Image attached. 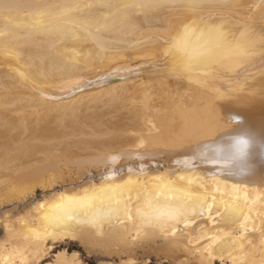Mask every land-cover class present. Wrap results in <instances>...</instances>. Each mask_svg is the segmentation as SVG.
Returning <instances> with one entry per match:
<instances>
[{"label":"snow or ice","instance_id":"snow-or-ice-1","mask_svg":"<svg viewBox=\"0 0 264 264\" xmlns=\"http://www.w3.org/2000/svg\"><path fill=\"white\" fill-rule=\"evenodd\" d=\"M160 6L151 0H128L119 5L110 0H89L83 4L37 6L31 22L16 23L12 13L19 5L0 0V16L5 20L0 37L11 35L30 42L34 35H44L53 48L64 47L72 62L78 63L74 45L91 40L103 49V34L111 32L117 20L122 34L126 29L129 33L139 31L130 18ZM181 6L188 15L148 37L155 44L153 58L148 60L153 75L179 81L197 71L211 80L225 77L227 86L213 89L204 114L198 119L185 118L179 131L153 138L151 130L156 125L148 121L147 135L128 133L135 137L129 146L113 141L106 149H95L94 157L69 164L85 171L82 180L86 187L60 193L27 211L21 209L23 214L14 208L0 212V229L5 232L0 242V264H78L75 258L69 261L64 253L54 251L58 241L103 236L114 229H120L131 242L164 237L174 248L183 245L187 254L198 256L199 264H264V218L257 244L255 221L230 195L244 191L247 200L249 186L256 183L253 169L258 154L261 178L259 188L253 190L260 193L258 199H264V125L257 133L243 114H233V93L237 89L232 85L235 81L241 87V77L245 81L251 78L257 59L264 72V0L248 4L247 11H242L243 4L205 5L201 0H185ZM205 7L210 10L201 13ZM85 10L89 19L75 15ZM256 16L260 21L258 34L250 23ZM21 28L26 34L18 37L14 30ZM173 31L180 34V40L168 38ZM194 35L195 46L188 39ZM70 43L73 47L69 50ZM120 51L116 50L117 58L108 71L127 82L135 70L124 62L131 61V54L120 58ZM2 52L17 60L22 56L18 47L7 44ZM18 75L22 81L29 80L23 71ZM91 83L81 77L66 80L58 87L75 95L72 89L84 92ZM201 83L207 84V79ZM31 87L38 91L35 81ZM174 102L182 104L179 93ZM157 155L166 156L170 163H147ZM88 170L97 172L99 181L89 178ZM31 190L32 186L26 189L29 193ZM181 264L197 262L185 259Z\"/></svg>","mask_w":264,"mask_h":264},{"label":"bare ground","instance_id":"bare-ground-1","mask_svg":"<svg viewBox=\"0 0 264 264\" xmlns=\"http://www.w3.org/2000/svg\"><path fill=\"white\" fill-rule=\"evenodd\" d=\"M10 2L19 5V7L12 13L14 21L16 23H28L32 20V13L37 11V6L43 7L47 5H64L74 3L83 4L89 2V0H10ZM110 2L119 5L128 2V0H110ZM151 2L159 3L161 6L144 10V12L137 13L135 16L130 18L129 22L137 24L140 28L139 31H133L129 33L126 29L125 33L122 34L120 31L122 25L120 24V21L117 20L116 27L111 32L103 34V49L97 47V45L91 40L82 41L74 45L77 53V55H75V60L78 61V63L72 62L64 47L53 48L50 39L47 36L34 35L30 42H26L24 39H14L11 35L7 37H0V127L4 128V131L0 132V183L4 178H7L6 180L8 182L4 183L3 181L2 185L6 184L7 186L8 184L11 186L12 191L19 193L22 190L25 191V189L29 186L44 182L43 180H45V176L50 173L60 174L58 170V162H65V164H68L73 158L78 156H82L85 159V155L96 153L95 149H106L113 143V141H122L123 146H129L135 142V137L128 135V133H138L137 130L143 128L141 115H143L144 112L142 109L145 111L147 108L145 105H143L145 102H142V107L139 106V103V105H135L136 108L138 106L139 109L142 108L141 110L135 108L134 104L138 102L139 99H142L138 98L139 96L136 97L137 101L135 103V100L133 101L134 104L132 103V100L135 96H137V94H140V91L145 90V86L149 84H145L148 82V80L142 76L141 70L136 68L137 66L133 67V65H129L135 71L131 75V79H129L127 82H122L118 75L108 71L109 66L113 60L117 58V49L121 50L120 58H125L131 54V60L137 61V63H140L143 66H145V64L148 65V60L153 58V53L155 51V44L154 42L149 41L148 37L156 34L157 32H163L176 18L189 14L187 9L181 6L185 0H151ZM201 2L205 5L209 3H238L245 5L242 11H247L248 4L259 3V0H201ZM209 10L210 9L205 7L200 11L201 13H206ZM53 11H56V9H53ZM113 11H115V9ZM75 15L81 20L89 19L87 10H85L84 13H76ZM250 23L254 24L255 31L258 34L260 31L259 16L254 17ZM4 25L5 20L2 16H0V29H3ZM14 31L18 37H23L26 34V30L23 28L15 29ZM167 35L170 40L181 39L180 34L176 31L170 32ZM188 39L191 45L195 46L197 44V37L195 35ZM137 41H144V43L137 44ZM5 44L10 47H18V50L22 52V56L19 60L3 55L2 49L4 48ZM72 47L73 45L70 43L68 45V49L70 50ZM138 61L143 62L141 63ZM124 62L126 64L130 63L126 59ZM140 64L136 65L140 67ZM19 71L25 72V74L29 77V80L22 81L18 75ZM123 74L124 73H122V75ZM81 77H83L85 80H91L92 82L84 92H79L76 89H72V92L76 93L75 95H72L71 92L61 91L58 87L66 80H72ZM156 79L157 80L155 81H153V79L150 80L149 85L154 86L153 90L156 97L159 99L162 98L164 100L160 105H165V107L167 106V108H169L166 113L164 112L167 110V108H164V112L162 110L165 115H161V112L160 116H158V125L156 126L160 127L161 131H159V133H161L158 135L157 133L156 135H152L153 138L157 139L166 136L171 131H179L180 125L185 118H200L204 114V105H206L209 102L210 97L214 95L213 89H222L223 87L227 86L225 77L211 80L209 78L203 77L197 71L191 73L190 78L186 75L182 80L179 81L174 78ZM205 79H207V84L201 83V81H204ZM32 81H35L37 84L38 91L33 90L31 87ZM232 85L233 88L237 89L233 93V107L236 110V112L233 114H243L244 118L249 122V124L255 128L257 133H259L261 126L264 125V99H262V94H264V72H262L259 67L258 59L257 67L251 69V78L245 81L244 77H241V87H238L235 81L232 82ZM177 93H179L182 100V104L180 106L174 102V97ZM158 98H154L155 102L161 101H159ZM148 103L145 104L147 105ZM109 106L111 108L113 106L112 109L108 108L110 111H115L117 108L123 107V109H125L124 111H126L129 115L128 117L131 121V125H129L130 123L128 125H122L124 121L122 124L119 122L111 124L108 121L110 127H113V129H101L100 132L93 131L92 135H95L94 137L92 136L89 141L85 138L87 140L85 141L89 143V145L85 144L86 147L81 149L78 147L77 149L73 148L70 150L69 143L65 142L67 145H69V149H66L68 147H63L64 149L61 148L62 152H55L57 150H53V147L55 148L56 144L54 141L51 142V138L57 137L59 132L55 130L58 126L55 129L51 127L55 125L56 121H58L57 123L59 126L61 125L62 130L64 126H69L73 131L72 134L75 131V133H80L79 135L81 137V133H84V128H87L88 126L87 124H89L91 127V125L95 122L92 118L94 116H90H106L110 114L112 111H105L103 109ZM123 109L121 110V113ZM159 109L161 110L162 108ZM119 112L120 110H116L113 113H118L120 115L121 113ZM147 112L144 113V115H147ZM7 115H17V117L10 118V116H8L10 118L9 119L7 118ZM85 115H90L89 117L92 118V120L90 118L89 119L92 121V124H90L91 122L89 123V119L85 120ZM49 117L56 118L54 119L56 121L53 125H51V127L48 125V123H50L52 120H50ZM83 117L84 119L82 120ZM103 117L101 119H103ZM108 117L109 120H111L110 116ZM111 117L113 118V116ZM119 117H121V115ZM30 118L34 119V124H29ZM48 118L49 120L46 121ZM94 119L97 118L95 117ZM104 119L108 120L107 118ZM39 120H41L40 123H38ZM99 121L101 122V120ZM126 121L127 120H125V122ZM94 125L95 124L92 126ZM107 127L108 126L106 125L105 128ZM68 129L67 131H69ZM95 129L93 128L92 130ZM8 130H10L9 134H7ZM26 130L30 134L26 137L30 140L21 139V133L23 131L26 132ZM88 130L87 132L90 131ZM96 133L107 136L101 137L98 136V134L96 135ZM71 136L69 137L71 138ZM61 138L64 139L63 137ZM70 138L68 141H70ZM47 139H51V141L47 142ZM82 140L81 142L84 141ZM81 142H79V144L82 146L84 142ZM62 145H64V143H62L61 146ZM87 146H89L88 149ZM26 148L31 150V152L29 150L26 151L27 153L30 152V154L32 153L35 155V153L37 154L38 152H41L42 154L40 153V156L35 157L36 159L33 156V161L30 160L32 158H27L24 156L23 159L26 158L25 160L27 161L24 163V165H20L19 162L22 159L19 157V153L21 154V152H23V155H25ZM13 149L16 151L11 153ZM55 149H57V147ZM8 161L12 162L11 164L18 161L17 164L19 165L14 167H12V165L8 167V165H10ZM258 161L259 155L257 154L254 160L253 169V178L256 183L249 186L247 200H245L244 191L230 192L232 200L238 203L240 210L245 215L250 216L251 220L255 221V226L257 229L255 234V242L257 244L260 242L259 229L261 227V219L264 218V199H258L257 197L260 195V193L253 190L259 188V181L261 178V169ZM169 163L170 161H167V165ZM79 189L80 188L73 191H78ZM65 192L71 193L70 191ZM54 197L50 201H52ZM249 226L251 227V222ZM4 237L5 232L0 242L3 241ZM63 241L78 242L88 250L94 246H100L101 248L104 247L105 249H108L107 247H115L120 251L132 252L137 248L150 246L152 248L154 247L159 252L174 251L180 253V255L188 259H195L197 262L199 261L198 256L187 254L183 245L174 248V246L170 245L167 239L164 237H148L137 242H131L121 233L120 229H114L111 232H107L103 236L86 235L82 239H64L59 242L62 243ZM113 248L110 250H113ZM114 250L116 251V249ZM56 253H64L69 261L75 258L78 261V264L82 263L81 259L79 258L78 251H66L65 249H62ZM256 259H259L258 253L256 254ZM128 260L133 261L132 258H129ZM148 261V258H146V262ZM229 264H231V261H229Z\"/></svg>","mask_w":264,"mask_h":264},{"label":"rangeland","instance_id":"rangeland-1","mask_svg":"<svg viewBox=\"0 0 264 264\" xmlns=\"http://www.w3.org/2000/svg\"><path fill=\"white\" fill-rule=\"evenodd\" d=\"M138 62H141V61H138ZM143 62V61H142ZM141 62V63H142ZM129 65H133V67H136V68H139L140 70H141V73H142V76L143 77H145V79L146 80H148V82H146L145 84H147V83H149L150 84V80H152L153 79V81H155V80H157L156 78H158V79H163V78H161V76H159V75H155V77H154V75H153V69L152 68H150L149 67V65H146L145 64V66H143V65H141L140 63H137V61H134V60H131L130 61V63H128ZM136 64H140L141 66L139 67L138 65H136ZM144 74H146V75H144ZM152 74V75H151ZM157 76V77H156ZM149 84H147L145 87V90H146V92H145V90H143V91H140L139 93L140 94H137V96H135L134 98H133V100H132V103H133V101H134V103L137 101V99H136V97H138V98H142V99H139L138 100V102H136L135 104H134V106L136 105H139V106H141V104H143L142 102H145V103H148L149 101L151 102V104H150V102L146 105L145 103L143 104V105H145L146 106V108L147 109H145V111L147 112V111H149V112H152V113H149V112H147L148 114L147 115H144V113H146L145 111H144V109H142L141 107V109L143 110V115H141V120H142V124H143V128L142 129H140V130H137L138 131V133H142V134H144V135H147L149 132V127L147 126V122L148 121H151L152 123H154L155 125H158L157 124V119L159 118L158 116H160V114H161V112H162V110H163V112H164V108L166 109L167 108V106L165 107V105H160L161 104V102L162 101H164L162 98H158V97H156V95H155V93H154V86H151V85H149ZM150 87H152V88H150ZM152 91V92H150V91ZM149 91V92H148ZM146 93V94H145ZM153 94V95H152ZM141 95H142V97H141ZM145 96V97H144ZM152 97V98H149L148 100H147V102H146V97ZM154 96V97H153ZM154 98H158V100L160 101V102H155V99ZM145 99V100H144ZM144 100V101H143ZM152 100V101H151ZM154 100V101H153ZM157 100V99H156ZM157 100V101H158ZM139 103V104H138ZM156 103V104H155ZM150 104V105H149ZM149 105V106H148ZM153 105H155V106H153ZM136 106H135V108H136ZM138 106V107H139ZM145 106H144V108H145ZM153 106V107H152ZM164 106V107H163ZM136 108V109H138V110H141V109H139V108ZM151 107V108H150ZM112 109L113 108V106H112V108L109 106V107H106V108H103L105 111L107 110V111H110L109 109ZM158 110H157V109ZM159 108H162L161 110L159 109ZM102 109V110H103ZM123 109V107H120V108H117L116 110H120V112L119 113H121V110ZM150 109V110H149ZM152 109H153V111H152ZM168 109L169 108H167V110H165V112L164 113H166V111H168ZM115 110V111H116ZM125 109H123V111H124ZM112 111V110H111ZM110 111V112H111ZM115 111H112L110 114H108V115H85L84 117H85V120H87V119H89L90 117H92V116H94V117H92L93 118V120L95 121L93 124H95L94 126H98V125H100V126H96V127H94V126H92L93 124H92V121H90V119L92 120V118H90L88 121H89V123L90 124H92L91 125V127H90V125L89 124H87L88 126H87V128L85 129L84 128V133L82 132L81 134V137H80V133H75V131H74V133L72 134V130L70 129V127L68 126H64L63 127V130H62V128H61V125L59 126V124L57 123L58 121H56V120H54V119H56L55 117L53 118V117H49L50 118V120H51V122L50 123H48V125H49V127H51V125H53L54 124V122L56 121V123H55V125H53L51 128H53V129H55L57 126V129H55V130H57L58 132H59V134H60V137H59V134H58V136L57 137H55V138H51L52 139V141H51V139H47V142L48 141H51V142H53L54 141V143L56 144V146H55V148L57 147V149H55L54 147H53V150L55 151V150H57V151H55V152H62V149H64L63 147H68V148H66V149H69V145H70V150L71 149H73V148H78V147H80L79 149H81V148H83V147H86V145L88 144L89 145V143H87L86 141L88 140H90L91 139V137L93 136H95V135H92V133H93V131H95V132H100L101 131V129H113V127H110V124L109 123H120V124H122L123 123V121H124V123L122 124V125H124V124H126V125H128L131 121L129 120V115H128V113L126 112V111H122V113L120 114L121 115V117H119L120 115L118 114V113H113V112H115ZM159 111V112H158ZM162 112V114L161 115H165L164 113ZM114 114V115H113ZM152 114H153V117H152ZM118 115V116H117ZM123 115H124V117H126V118H124L123 117ZM126 115V116H125ZM166 115H168V114H166ZM170 115V114H169ZM8 116H10V118L11 117H13V118H15V117H17V115H14V116H11V115H7V118H9ZM87 116V117H86ZM90 116V117H89ZM104 116V117H103ZM108 116H110V119L111 120H109V117ZM111 116H113V118L111 117ZM84 117L82 118V120L84 119ZM97 118V119H94V118ZM103 117V119H101ZM119 117V118H118ZM9 118V119H10ZM49 118L46 120V121H48L49 120ZM104 118H107L108 120H106V119H104ZM114 118H115V120H114ZM124 118V119H123ZM113 119V120H112ZM123 119V120H122ZM30 121V123L29 124H34L35 123V121H34V119L33 118H30L29 119ZM99 120H101V122L99 121ZM105 120V121H104ZM116 120H118V121H116ZM122 120V121H121ZM125 120H127L126 122H125ZM129 120V121H128ZM108 121H109V123H108ZM113 121V122H112ZM34 122V123H33ZM36 122H38V121H36ZM41 122V120H39V122L38 123H40ZM43 122V121H42ZM100 123V124H99ZM107 123V124H106ZM104 124H105V126L107 125L108 127L107 128H105V126H104ZM104 127H103V126ZM129 125H131V123L129 124ZM55 126V127H54ZM60 127V128H59ZM103 127V128H102ZM124 127V126H123ZM2 128V129H1ZM69 128V129H68ZM95 129V130H92V129ZM0 132H2V131H4L3 129V127H0ZM59 129H61V130H59ZM67 129L69 130V131H67ZM90 131H89V130ZM108 129V130H109ZM157 129L159 130V131H161V129H160V127L159 126H156V129H152L151 130V132H152V135L154 134V135H156V133H157V135L158 134H160L159 133V131L157 132ZM87 130L89 131V132H87ZM156 130V131H155ZM13 131V130H12ZM12 131H11V134H12ZM61 131V132H60ZM66 131V132H65ZM146 131V132H145ZM8 133L7 134H9L10 133V130H8L7 131ZM63 132V133H62ZM132 132V131H131ZM23 133H25V134H23ZM86 133V134H85ZM22 135V140H24V139H28L26 136H28V135H30L28 132H27V130H26V132L25 131H23L22 133H21ZM71 134H72V136H73V138H72V136H71ZM98 134V136H101V137H105V136H107V135H102V134H99V133H96V135ZM4 135V134H3ZM24 135V136H23ZM65 136H67V137H65ZM69 136H71V138L69 137ZM75 136V137H74ZM77 136V137H76ZM78 136H79V138H78ZM61 137H65L64 139H62ZM83 137V138H82ZM90 137V138H89ZM69 138H70V141H68L69 140ZM85 141L86 139V141L84 142L82 139ZM86 138V139H85ZM60 141H59V140ZM28 140H30V139H28ZM57 140V141H56ZM64 140V141H63ZM67 140V141H66ZM81 140L84 142H81ZM76 141H77V143H76ZM69 143V145H67L66 143ZM72 142H74V143H72ZM79 142H81V143H83L82 144V146L79 144ZM62 143H64V145H62L61 146V144ZM58 144V145H57ZM76 144V145H75ZM86 144V145H85ZM60 145V146H59ZM67 145V146H66ZM75 145V146H74ZM0 146H1V144H0ZM74 146V147H73ZM59 147V148H58ZM88 147L89 146H87V149H88ZM125 147H127V146H125ZM62 148V149H61ZM27 149V148H26ZM25 149V152L26 151H28L29 149H27L26 150ZM59 149H61V150H59ZM86 149V148H85ZM0 150H1V147H0ZM59 150V151H58ZM14 151H16V150H12L11 151V153L12 152H14ZM30 152H31V150H29ZM54 151H51V152H54ZM30 152L29 153H25V155H23V152H21V154L19 153V157L22 159V160H20V162H19V164L20 165H24V163L27 161V160H25V159H23L24 158V156H26L27 158H32V159H30V160H34V158L35 157H37V156H40V153L41 152H38L37 154L35 153V155L34 154H30ZM27 154V155H26ZM42 154V153H41ZM96 155V153H90V154H87V155H85V159H84V157H82V156H78V157H76V158H73L72 160H71V162H69L68 164L66 163L65 164V162L64 163H61V162H58V170H59V172H60V174H57V173H53V174H48V175H46L45 176V180H43L44 182H40V183H37V184H35V185H33L32 186V190H31V192L29 193V192H27L26 191V189H25V191L24 190H22V191H20L19 193H17V192H14V191H12V189H11V186L10 185H8L7 184V186H6V184H3L2 185V182L4 181V183H8L7 182V178H4L3 179V181L0 183V212H5L6 213V211L7 210H9V209H16L18 212H19V214H23L22 212H20V210L22 209L23 211H27L28 210V208H32V207H34L35 206V204H38V203H42V202H44L45 200H51L54 196H58V194H60V193H62V192H65V191H73V190H76V189H78V188H81V187H83V186H86L87 185V183L86 182H84L83 180H82V177H84L85 176V171L84 170H81V169H79V168H76V167H69L68 165L70 164V163H72V162H74V161H79V159L80 160H88V159H86V158H92V157H94ZM23 156V157H22ZM30 156H32V157H30ZM33 156H34V158H33ZM84 156V155H83ZM87 156V157H86ZM161 157V158H160ZM83 158V159H82ZM36 159V158H35ZM165 159V160H164ZM152 159H149L148 160V164H150V165H153V166H155L156 165V163H157V161L160 163V164H163V165H167V161H169V159H167L166 158V156H164V155H157V157H156V159L155 160H152ZM161 160V161H160ZM24 161V162H23ZM9 162V161H8ZM18 162V161H17ZM17 162L16 163H13V164H11L12 162H9V164L10 165H8V167H10V166H12V167H14V166H18L19 164H17ZM89 171V173H90V177L89 178H92V177H94L95 178V180L96 181H99V174L97 173V172H95L94 170H88ZM58 172V173H59ZM6 180V181H5ZM9 180V179H8ZM8 187V188H7ZM4 188V189H3ZM65 190V191H64ZM24 191V192H23ZM16 193V194H15ZM12 219H15V217H13ZM3 236H4V230L3 229H0V241H1V238H3ZM80 243H78V242H75V241H63L62 243H60L59 241L57 242V245H56V248L54 249V251L55 252H58L59 250H62V249H65L66 251H69V250H77L78 251V254H79V258L81 259V264H127V262L129 261L128 259L129 258H132L133 259V261H135L134 262V264H181V261L183 260H185V258L186 257H183L182 255H180V253H178V252H165V251H163V252H159L157 249H155L154 247V249L152 248V247H150V246H146V247H142V248H137V249H135L134 251H132V252H128V251H120V250H118L117 248H113V247H107L108 249H105L104 247H100V246H94V247H92V248H90V250H88V249H86L83 245H81ZM100 248V249H97V248ZM111 248H113V250L114 249H116V251L114 250H110ZM151 249V250H150ZM157 250V251H156ZM150 251V252H149ZM144 252V253H143ZM154 252V253H153ZM165 252V253H164ZM111 255H110V254ZM116 254V255H115ZM126 255V256H125ZM54 258V257H53ZM146 258H148V262H146ZM186 259H188V258H186ZM191 260H193V261H196L195 259H191ZM197 262V261H196ZM197 263H199V261L197 262Z\"/></svg>","mask_w":264,"mask_h":264},{"label":"crops","instance_id":"crops-1","mask_svg":"<svg viewBox=\"0 0 264 264\" xmlns=\"http://www.w3.org/2000/svg\"><path fill=\"white\" fill-rule=\"evenodd\" d=\"M71 251H77V250H74V249H73V250H71Z\"/></svg>","mask_w":264,"mask_h":264},{"label":"trees","instance_id":"trees-1","mask_svg":"<svg viewBox=\"0 0 264 264\" xmlns=\"http://www.w3.org/2000/svg\"><path fill=\"white\" fill-rule=\"evenodd\" d=\"M69 251H71V250H69Z\"/></svg>","mask_w":264,"mask_h":264}]
</instances>
